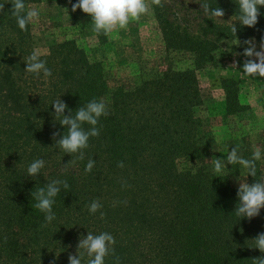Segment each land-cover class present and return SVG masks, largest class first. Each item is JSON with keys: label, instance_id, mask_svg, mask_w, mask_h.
Wrapping results in <instances>:
<instances>
[{"label": "trees", "instance_id": "16d2710c", "mask_svg": "<svg viewBox=\"0 0 264 264\" xmlns=\"http://www.w3.org/2000/svg\"><path fill=\"white\" fill-rule=\"evenodd\" d=\"M147 1L164 55L187 56L188 66L142 68L136 84L124 87L109 85L99 63L65 42L40 57L50 77L24 72L32 53L29 25L20 30L11 0H0L5 4L0 13V264H68L69 255L82 251L77 245L88 232L115 238L114 255L105 264H116L117 257L119 264H253L264 256L252 241L264 233L263 209L251 220L234 213L239 201L230 179L241 166L226 165L218 178L213 159L219 156L197 136L201 97L195 76L197 69L217 65L223 42L264 41V7L258 23L248 28L236 22L237 0H194L198 11L191 25L179 19L178 5L170 13L163 0ZM205 2L223 8L227 22L204 15L200 4ZM220 84L225 114L246 111L236 82L221 79ZM57 98L73 115L93 99L107 103L108 115L97 125L100 135L89 138L83 160L56 145L67 131L54 118L51 104ZM54 132L60 133L56 140ZM237 150L246 159L254 152L248 145ZM36 159L45 167L29 177L27 168ZM89 159L96 163L86 173ZM70 160L75 163L65 171ZM256 168L255 177L244 169L249 185L262 181L260 161ZM56 179L69 187L55 198V219L42 227L44 214L34 207L31 192ZM94 199L102 204L103 219L100 211L93 215L86 207Z\"/></svg>", "mask_w": 264, "mask_h": 264}, {"label": "rangeland", "instance_id": "374dc122", "mask_svg": "<svg viewBox=\"0 0 264 264\" xmlns=\"http://www.w3.org/2000/svg\"><path fill=\"white\" fill-rule=\"evenodd\" d=\"M78 0H37L26 6L36 7L40 18L29 24L31 52L38 50L41 56L48 54L54 44L70 43L77 50L84 52L90 61L99 63L107 73L109 85L132 87L138 80L142 68L166 64L173 70L188 66L187 56L178 54L164 55L160 33L150 7L139 21L130 22L127 29L114 31L105 36H97L93 31L91 18L77 9L72 12V5ZM171 13L178 5V17L188 24H195L198 6L194 0H163ZM64 9H67V14ZM224 18V17H223ZM225 22H227V19ZM217 21V20H216ZM252 45L237 39L223 42L219 47L217 65L197 69L201 105L196 116L200 120L197 136L203 143H209L212 151L225 160L233 147L248 145L253 151L264 147V77L242 75L246 60L255 61L256 57L244 56L249 46L260 51L261 42L252 38ZM221 79L236 82L237 99L247 108L238 115L227 116L224 111V94ZM261 163L262 181H264V157ZM246 182L244 168L237 176L230 179V186L238 190L239 183ZM264 212V208H262Z\"/></svg>", "mask_w": 264, "mask_h": 264}, {"label": "clouds", "instance_id": "9594fccd", "mask_svg": "<svg viewBox=\"0 0 264 264\" xmlns=\"http://www.w3.org/2000/svg\"><path fill=\"white\" fill-rule=\"evenodd\" d=\"M160 0H152V4H159ZM11 14L15 17L16 23L20 30L26 31L30 23H35L40 18V11L36 7H28L25 0H11ZM239 15L237 21L240 26L253 28L258 23V17L261 15L260 8L264 7V0H237ZM5 4H0V13H3ZM204 15L213 17L218 23H225L223 17L225 10L216 6L212 8L206 2L200 4ZM77 9L91 18L93 31L97 36L109 35L114 31L127 29L130 22L139 21L142 16L146 15L149 6L147 0H78L72 5V12ZM67 14V9H64ZM231 31L235 35L238 31L236 24H231ZM245 44L252 45L251 41H245ZM40 52L34 50L26 58V68L24 72L34 74L39 78L43 73L44 77L52 75L51 70L46 66V62L40 58ZM244 56L253 57L255 61L249 59L243 64L242 75L264 77V41L261 42L260 51H256L254 46H249L244 51ZM54 109V118L59 120L61 127L67 131L56 140L60 133H53V139L56 140V145L65 154H76L77 160L85 158L84 150L89 147V138L98 137L100 129L97 127L99 119L102 116L108 115V106L106 101L93 99L85 106L79 107L74 111L69 110L67 105L57 98L51 104ZM68 111V115L64 113ZM90 127L85 130L83 125ZM35 142V141H34ZM36 143V142H35ZM264 157V149L257 147L253 152L251 159L243 158L238 150L233 147L228 151L225 160L214 158L213 171L218 174L224 173L226 165H240L247 171V176L255 177L257 175L256 162ZM75 163L70 160L64 165L65 171L69 164ZM96 161L89 159L85 172L91 173ZM45 167L43 159L34 160L27 168L29 177H37ZM118 167L123 168V162L118 163ZM69 187L66 181L56 179L48 183L46 186L36 189L31 192V197L36 201L34 207L44 214L46 227L55 219L53 205L55 198L60 194L61 188ZM238 204L235 208V215L240 219L251 220L260 214L264 208V181H255L251 185L246 182H240L237 190ZM90 214H96L102 209V204L99 199H94L86 206ZM104 213L100 211V218H104ZM254 247L261 253H264V233H260L252 240ZM115 238L108 232H101L94 235L88 232L86 238L79 239L77 249L82 250L79 254L69 255L68 264H82L86 256L87 264H105V258L114 255ZM253 264H264V256L252 260ZM116 264H119V258H116Z\"/></svg>", "mask_w": 264, "mask_h": 264}]
</instances>
